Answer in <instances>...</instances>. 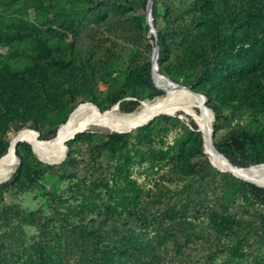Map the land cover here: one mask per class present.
Wrapping results in <instances>:
<instances>
[{
	"label": "rangeland",
	"instance_id": "obj_1",
	"mask_svg": "<svg viewBox=\"0 0 264 264\" xmlns=\"http://www.w3.org/2000/svg\"><path fill=\"white\" fill-rule=\"evenodd\" d=\"M194 1L156 0L155 15L152 14L156 33H153L147 23L148 0H0V17L11 24L16 19L27 20L40 31L48 46L60 50L62 57L58 64L40 66L35 73L43 86L40 93H35L37 100L31 101L32 93L21 98V104L31 109L25 125L19 127L17 121L5 119L4 112L0 113V156L8 151L11 136L24 128L33 129L40 139L48 140L80 103L91 102L101 111L119 103L115 113L124 115L129 113L131 100L137 97L142 101L163 96L166 92L152 78V55L156 45L159 49V33L170 48L158 72L178 84L187 87L194 84L198 90L206 89L210 102L221 108L217 129L213 110L209 108L207 113L213 142H221L230 130L241 135L259 133L264 140V104L254 94L257 82L264 76V25L251 26L245 13L248 5L241 0H210L206 6L195 5ZM164 4L170 6L172 20L165 18ZM0 25V81L6 79L4 84H9L15 77L13 68L35 62L38 40L29 39L23 31H17L4 21ZM174 28L181 32L173 35ZM214 32L225 36L229 45L220 52L221 60L216 66L206 76L198 78L199 63L194 58V48L198 49L206 35ZM254 33L258 34L257 39H253ZM228 66L229 70L223 71V67ZM231 86L244 91L237 93L239 98H222V93ZM123 91L128 92L115 103L114 98ZM158 91L162 93L157 94ZM195 110L200 111L197 105ZM191 119L195 122L188 112L179 110L174 114H159L122 132H131V141L135 142L138 128L147 126L143 132L153 136L157 147L185 148L186 158L202 161L203 165L207 157L214 169L208 168L209 177L198 180L204 184L214 179L215 169L226 170L212 162L204 147L200 154L188 145L184 126ZM91 126L85 128L91 136L81 134L67 141V153L75 157L67 164V154L57 162L42 160L26 140L32 150L27 166L31 164L39 175L36 178L22 175L21 182L0 192V264H34L38 254L30 245L41 234L47 239L41 246L54 248L48 264H92L89 241L77 230L68 232L70 222L75 216L77 219L86 213V220L102 215L104 204L112 203L113 198L122 195L128 187L110 173L116 158L108 150L105 134L114 130ZM27 152L26 145L16 146L17 164L9 174L0 175V183L9 180L20 163L19 154L28 155ZM251 156L254 160L251 165L264 163V151ZM163 168L145 170L136 165L131 176L149 193L155 189V180L160 188L163 184L174 188L176 183L163 175ZM106 175L110 179L104 180L108 184L104 186L101 178ZM221 178L216 175L215 181L230 183L227 177ZM51 193L56 196L54 201ZM157 197H152L148 208V220L152 223L150 236L153 224L174 233L182 225L181 218L178 215L176 219H164L165 206ZM82 209L85 210L83 215ZM32 211H37V219L29 216ZM67 215L68 220L64 219ZM131 220L135 228V214Z\"/></svg>",
	"mask_w": 264,
	"mask_h": 264
},
{
	"label": "trees",
	"instance_id": "obj_2",
	"mask_svg": "<svg viewBox=\"0 0 264 264\" xmlns=\"http://www.w3.org/2000/svg\"><path fill=\"white\" fill-rule=\"evenodd\" d=\"M241 1L248 5L245 13L251 26L264 25V0ZM209 2L210 0H195L194 4L206 6ZM155 4L156 0H152L153 15H155ZM164 11L165 18L169 17L168 4H164ZM2 19L0 17V22L4 21L17 31H23L29 39L38 40L35 62L23 68L12 67L15 77L9 84H4L6 79L0 81V113L4 112L5 119L17 121V126L20 127L25 125L31 116V109L21 104V98L32 93L34 96L31 97V101H36V94L40 93V89L43 90L42 83L38 82L35 73L40 66L46 68L58 64L62 61V57L60 50L48 46L40 31L27 20L16 19L11 24L8 19ZM169 19L172 20L171 17ZM173 31V35L181 32L177 28ZM257 38L258 34L254 33L253 39ZM227 44L229 45V42L225 36L214 32L206 35L204 44L198 49L194 48L193 55L199 63L196 71L198 78L206 76L216 66L221 60L220 52H224ZM169 48V42L159 33L158 66L162 65ZM226 70H229V66L223 67V71ZM140 84L143 85L144 82ZM12 86H14L13 91ZM188 87L207 97L205 104L213 110L216 120L214 128H219L220 106L210 102V95L206 89L198 90L194 84H189ZM73 88L76 90L75 86ZM243 91L238 86H231L222 93L221 97L239 98L237 93ZM127 92H121L113 101L116 103ZM161 93L158 91L157 94ZM254 94L260 103L264 104V76L257 82ZM140 101L138 97L131 100L132 104L127 111L135 110ZM19 118L22 120L18 121ZM94 126L108 128L102 125L91 127ZM30 127L37 129L35 126ZM197 128V124L192 119L184 126L188 135V145L195 152L203 154V135ZM145 129L147 126L138 128L139 133H135V142L131 141L133 136L131 132L110 131L105 134L108 150L116 158L115 164L111 166V176L121 179L128 189L123 191L122 195L115 196L112 203L104 204L102 215L87 220L88 213L77 216V219L75 216V220H72L68 227V232L77 230L89 241L92 264H264V187L247 182L231 172L217 169L215 174L221 175V179L227 177L230 183L216 182V175L210 182L198 183L200 178L209 177L208 168L214 169L208 158L204 157L203 165L202 161L193 162L186 158L185 148H177L173 145L166 148L157 147L153 136L143 132ZM89 133L85 129L83 132H77L75 136L81 134L91 136ZM53 136L54 134L50 137ZM28 143L17 142L18 146L23 144L28 147V155L19 154L20 163L9 180L0 183V192L21 182L22 175L27 178L38 177L39 174L34 167L31 164L27 166L32 154ZM214 144L222 154L238 166L248 167L254 162L251 155L254 153L260 155L264 151V140L259 133L241 135L230 130L221 142ZM73 159L75 160V157H72L68 151L65 164L72 162ZM136 165L142 166L145 170L164 167L163 175L170 182L176 183V186L169 188L163 184L160 188L155 180L153 183L155 189H151L152 193H149L132 179V170ZM109 179L107 175L101 178L104 186L108 185L104 180ZM180 181L183 182L182 185L178 184ZM125 186L124 188H127ZM50 195L54 201L55 194ZM157 195L165 206L164 219H176L178 215L181 218L182 225L174 233H168L166 227L161 225L157 227L153 224V235L150 236L152 230L149 228L152 223L148 220L150 215L148 208L152 203V197ZM82 211L85 210H80L83 215ZM169 213L172 215L169 216ZM134 214L135 228L131 220ZM29 216L37 219V211L30 212ZM68 217L67 215L64 219L68 220ZM158 229L162 231L159 232ZM46 240L45 235L41 234L39 239L30 245L35 254H38L34 264H48L52 260L54 248L41 246Z\"/></svg>",
	"mask_w": 264,
	"mask_h": 264
},
{
	"label": "bare ground",
	"instance_id": "obj_3",
	"mask_svg": "<svg viewBox=\"0 0 264 264\" xmlns=\"http://www.w3.org/2000/svg\"><path fill=\"white\" fill-rule=\"evenodd\" d=\"M159 51V49H158ZM159 55V53H158ZM155 82L166 92L152 100H142L138 108L124 115L115 113L116 103L113 108L101 111L91 102L80 103L70 113L65 122L57 128L56 134L50 139H40L38 132L24 128L18 133V139L27 140L38 156L47 162H57L62 160L67 154V141L74 138L77 132H82L91 125H102L111 130H129L141 125L153 117L162 114H174L183 110L192 116L202 132L204 150L211 158L212 162L220 168L231 167L226 160L218 155L210 144V133L212 130L211 119L208 117V110L199 112L195 106L200 107V97L187 90L181 84L171 83L167 77L154 70ZM117 112V111H116ZM186 114V113H185ZM16 139V140H18ZM18 141V142H19ZM14 135L11 136L8 151L0 157V175L9 174L13 166L17 164L15 150L17 142ZM239 172L244 173L248 178L256 179L264 183V163L240 167ZM235 169V168H233Z\"/></svg>",
	"mask_w": 264,
	"mask_h": 264
},
{
	"label": "water",
	"instance_id": "obj_4",
	"mask_svg": "<svg viewBox=\"0 0 264 264\" xmlns=\"http://www.w3.org/2000/svg\"><path fill=\"white\" fill-rule=\"evenodd\" d=\"M151 5H152V0H148V3H147V23H148V27H149V31L150 32H153V33H156V30L154 28V25L152 23V8H151ZM158 45L155 46L154 48V51H153V55H152V78L154 80V70L158 69V62H157V58H158ZM163 75V74H162ZM165 76V75H163ZM166 77V76H165ZM168 78V77H167ZM168 80L171 82V83H176V82H173L172 80H170L168 78ZM177 84V83H176ZM181 86H184V85H181ZM187 90H189L190 92H192L193 94H195L196 96L200 97V111L203 109V111L205 112L206 110H210L209 107L205 104V101H206V97L205 95H203L202 93L200 92H197V91H194L193 89H191L190 87H187V86H184ZM119 105V103H118ZM162 114H167V113H162ZM154 118V117H153ZM21 131V130H20ZM114 131H117V132H122L124 130H114ZM18 133H15L14 134V139H15V142H18L19 139H18ZM37 136H39V133L37 134ZM18 139V140H16ZM14 142V143H15ZM203 144H204V141H203ZM210 144L213 148V150L218 154L220 155L221 157H223L224 160H226L228 162V164L231 166V167H226L224 168L226 171L228 172H231L232 174H234L235 176L247 181V182H250V183H254V184H257L259 186H262L264 187V183L261 182V181H258L256 179H251V178H248L246 175H244V173L242 172H239L238 170L241 169L240 167L234 165L224 154H222L215 146L214 142H213V129L211 130V133H210ZM205 152V150H204ZM206 153V152H205ZM16 155V154H15ZM211 159V158H210ZM235 168V169H233ZM248 168V167H246Z\"/></svg>",
	"mask_w": 264,
	"mask_h": 264
}]
</instances>
